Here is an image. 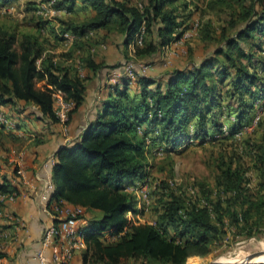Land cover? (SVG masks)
<instances>
[{"label":"trees","instance_id":"trees-1","mask_svg":"<svg viewBox=\"0 0 264 264\" xmlns=\"http://www.w3.org/2000/svg\"><path fill=\"white\" fill-rule=\"evenodd\" d=\"M14 1L0 0V5ZM208 1L223 13L224 24L201 26L200 40L214 45L205 56L158 76L141 75L136 68L134 78L119 77L108 86L94 120L54 154L49 202L60 200L91 212L81 226L86 242L80 251L83 264H187L221 244L227 229L243 238L262 233L264 116L255 127L262 129L259 137L244 141L257 173L256 193L250 191L242 164L222 155L216 164L215 193L193 199L166 181H152L153 223L131 225L116 240L102 238L105 231H123L126 212L137 211L136 198L123 188L150 177L148 147H162L169 155L194 140L196 145L236 141L235 133L250 122L255 103H264V0ZM77 2L93 15L82 21L59 18L57 29L35 15L31 1L25 2L24 10L33 16L32 29L19 31L16 24L0 23V105L10 104L17 111L33 105L41 119L58 123L51 86L72 102L69 122L83 103L91 78L83 76L78 66L92 75L103 67L90 51L99 42L90 32L120 34L126 58L128 45L143 25V45L136 56L148 59L191 25V10L198 6L195 0H56L55 6L70 12ZM66 31L77 36L68 51L59 54L70 60L68 65L50 52L62 46L60 34ZM127 59L106 67L120 70ZM41 80L44 84L37 87ZM5 136L17 139L0 128V144ZM17 192L11 177L1 175L0 193Z\"/></svg>","mask_w":264,"mask_h":264},{"label":"crops","instance_id":"crops-1","mask_svg":"<svg viewBox=\"0 0 264 264\" xmlns=\"http://www.w3.org/2000/svg\"><path fill=\"white\" fill-rule=\"evenodd\" d=\"M23 2L22 0L13 2L16 11L21 10ZM92 15L93 12L89 8L77 2L74 11L60 13L57 18L82 21ZM50 21L57 29L58 23L55 20ZM45 35L49 36V33L45 32ZM89 35L99 40L98 44L90 51L95 61L102 63L103 67L94 75L86 69H82L85 75H89L91 78L86 83L83 103L67 123L66 134L62 132L58 123L52 124L47 119H41L36 106L26 105L23 110L17 111L10 104L0 105V110L13 119L24 133L20 135L16 131L3 129L5 134H11L17 138L12 140L5 136L10 141L16 142V146L14 148L9 146L10 149H8L4 141L5 138L0 144V176L8 175L18 188L15 199L4 201L0 208V232L3 233L0 238V264H37L35 253L40 247L42 230L44 225L50 222L49 217L42 211L38 200V193L42 189L45 177L43 163L49 156L55 154L61 145L75 139L87 124L94 120L100 102L107 95L108 86L115 83L111 78L113 72L118 69L109 71L106 66L115 64L123 58L120 34L106 33L104 30H100L90 32ZM66 51L68 50H65L63 46H58L50 52L55 53L57 59L64 65H68L70 60L59 56L60 53ZM161 54L162 51L146 61V64H150L154 60V63L150 64V70H155L158 73L151 76H158L168 69L178 67L172 65L164 68L162 64L160 65ZM148 72L150 73L149 70ZM43 84L42 80L36 83L37 87H41ZM17 165L23 170V180L12 175V171ZM85 222L86 219L83 224ZM263 246L260 248L264 249ZM46 255L48 258L50 257V249L46 250ZM193 262L202 264L203 260L198 257L191 259L187 264H193ZM72 264H83L80 252L74 255Z\"/></svg>","mask_w":264,"mask_h":264},{"label":"built area","instance_id":"built-area-1","mask_svg":"<svg viewBox=\"0 0 264 264\" xmlns=\"http://www.w3.org/2000/svg\"><path fill=\"white\" fill-rule=\"evenodd\" d=\"M34 2L36 9L35 15L40 16L44 19H54L57 18L60 13L66 12L64 8H57L55 6L56 0H27ZM0 10L4 13L13 14L16 12V6L11 3L7 5H0ZM201 28L200 22L192 21L191 25L184 31L181 35L173 40L168 45L162 48V63L164 66L169 65L171 58L174 54V50L185 41L191 39L192 37L198 36ZM145 35V28L142 25L136 32L133 41L127 47L128 59L122 61V68L118 71L113 72L112 81L116 80L121 76H127L129 78H134L135 67H139L141 75H145L143 72L149 67V64L141 63L135 64L132 60L136 56V51L138 47L143 45ZM62 37V46L65 50H68L74 43L77 36L71 32H63L60 34ZM79 65V62L77 61ZM79 67V72L81 73L82 68ZM137 67V68H138ZM138 71V70H137ZM139 73V72H138ZM42 87V85H41ZM50 89L51 96L53 98V109L58 124L61 126L62 132L66 134V127L68 123V112L72 107V102L65 98V93L59 89H54L48 86ZM264 116V103L262 101H257L255 103V111L250 122L243 127H241L236 133L235 138L239 139L245 134L250 133L257 127L259 121ZM0 128L5 130L16 131L23 135V131L18 128L17 123L9 118L3 111L0 110ZM66 137V136H65ZM65 144V143H64ZM62 146V145H61ZM156 155H163L164 150L162 147H157L154 152ZM55 163V155L49 156L43 163V168L45 169V177L43 181V186L38 193V200L42 211L49 217L50 222L45 224L42 230L40 247L35 253L37 264H72L74 255L77 252L82 251L86 248V242L84 239L83 231L81 226L85 220V209L79 205H72L65 203L63 201H52L49 202L50 194L53 190V183L51 179L50 167ZM14 170L16 171V177L23 180V170L17 165ZM150 177H144L141 180H137L134 183H127L124 185V192L134 195L136 198V212L127 211L125 217L127 219V225L118 234H111L105 231L102 234L104 240H116L118 237L123 235L128 227L131 225L138 224H152V220H146L145 214L149 211L152 199H151V188H155L154 184L151 183ZM169 186L173 188L172 181L168 182ZM197 189L194 186L188 187V195L191 198H195ZM16 197L15 193H0V201H13ZM205 204L203 199L200 201ZM3 233L0 232V238ZM51 250V255L48 258L46 255V250ZM138 264V263H136Z\"/></svg>","mask_w":264,"mask_h":264},{"label":"rangeland","instance_id":"rangeland-1","mask_svg":"<svg viewBox=\"0 0 264 264\" xmlns=\"http://www.w3.org/2000/svg\"><path fill=\"white\" fill-rule=\"evenodd\" d=\"M21 5V10H17L13 14L4 13L0 10V23L16 24L17 30L24 31L32 29V19L30 15H27L25 8V0ZM134 1V0H132ZM198 4L196 8H192V21L200 22L201 26L209 23L211 27L217 28L220 25H223L222 21L223 13L220 12L217 8H211L210 1L208 0H195ZM18 9V8H17ZM20 9V8H19ZM59 18H54L51 20L58 21ZM48 20V19H47ZM190 22V23H191ZM214 45H209L203 43L199 36L192 37L191 39L180 44L175 50L171 58L169 65L164 66L162 61L160 65L164 68L169 66H178L184 67L192 60H199L206 52L210 51ZM94 48V47H93ZM162 55V54H161ZM163 56V55H162ZM123 57L122 59H127ZM152 57L142 58L137 57L132 60L134 63L141 64L145 63L147 60ZM121 59V60H122ZM150 62V64H153ZM149 67L144 70L145 75H156L158 72L155 70H150ZM138 67V66H137ZM135 67V68H137ZM138 72L142 71L137 68ZM150 71V73L148 72ZM81 74L84 76L85 73L81 70ZM260 101V100H259ZM3 111V110H1ZM4 112V111H3ZM5 113V112H4ZM6 114V113H5ZM264 125V118H263ZM261 127L259 126L250 133L245 134L243 137L237 139L236 141L227 140H216L214 142L202 143L201 145H196L197 142H190V145L187 147L185 144L177 149L174 153L169 155H156L154 152L157 149L148 147V152L146 154L148 162V173L150 174L151 181H172L173 189L177 192H186L188 193V187L194 186L197 189L196 195L201 197L202 195H211V193L216 192L215 177L217 175L216 164L220 161L221 156H225L227 159L233 158V160L238 163L240 162L245 169V176L248 179V186L250 191L253 193L257 192L258 179L256 170L253 167L250 156L246 153L245 149V140H251L259 137L261 133ZM5 143L13 148L16 146V142H12L9 138H5ZM12 142V143H11ZM11 144V145H10ZM12 164L14 162H11ZM214 195V194H212ZM197 197V196H196ZM153 204L150 207L149 211L145 214L146 220H152L154 217L153 207L156 204V199L153 198ZM93 215L100 217L102 213L100 211H92ZM90 213H87L85 216H90ZM262 233L250 238H243L237 233L236 230H228L221 244L215 245L211 252L206 256H194L200 257L203 260L202 264L212 263L214 260L219 259V256H231L237 259H243L250 253L258 250L264 249L260 248L264 245V226L261 228ZM264 247V246H263ZM260 256L256 259H259ZM186 264V262H185Z\"/></svg>","mask_w":264,"mask_h":264},{"label":"water","instance_id":"water-1","mask_svg":"<svg viewBox=\"0 0 264 264\" xmlns=\"http://www.w3.org/2000/svg\"><path fill=\"white\" fill-rule=\"evenodd\" d=\"M259 256H264V251L259 250V251H254L247 255L243 259H237L235 262L227 263V264H264V261L258 262L255 259L258 258ZM208 264H211L210 262Z\"/></svg>","mask_w":264,"mask_h":264},{"label":"bare ground","instance_id":"bare-ground-1","mask_svg":"<svg viewBox=\"0 0 264 264\" xmlns=\"http://www.w3.org/2000/svg\"><path fill=\"white\" fill-rule=\"evenodd\" d=\"M219 259L214 260L211 264H227V263H231V262H235L237 259L235 257H231V256H219ZM258 262L264 261V256H260L259 259H255ZM193 264H197V262H193Z\"/></svg>","mask_w":264,"mask_h":264}]
</instances>
